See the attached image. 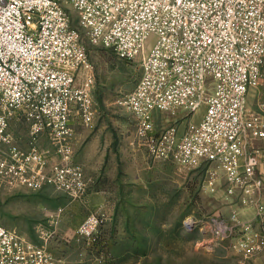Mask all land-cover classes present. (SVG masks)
Returning a JSON list of instances; mask_svg holds the SVG:
<instances>
[{"label": "built area", "instance_id": "2783aa9c", "mask_svg": "<svg viewBox=\"0 0 264 264\" xmlns=\"http://www.w3.org/2000/svg\"><path fill=\"white\" fill-rule=\"evenodd\" d=\"M89 37L119 57L139 59L135 87L119 102L137 120V133L156 158L207 165L205 185L216 191L225 174L227 193L264 195V102L249 106L264 65V0H0V174L39 189L52 183L82 197L85 171L74 159L73 123L92 125L99 113L95 75L71 9ZM199 121L184 132L176 125L155 132V110L182 109ZM18 114L30 134L46 132L58 160L33 145L15 143L11 118ZM249 199H243V202ZM264 224V201L253 199ZM105 218L91 212L77 228L93 241ZM213 237H239L235 246L251 256L264 247V227L210 217ZM185 226L195 224L188 217ZM0 264H60L59 258L16 229L0 223Z\"/></svg>", "mask_w": 264, "mask_h": 264}, {"label": "rangeland", "instance_id": "374dc122", "mask_svg": "<svg viewBox=\"0 0 264 264\" xmlns=\"http://www.w3.org/2000/svg\"><path fill=\"white\" fill-rule=\"evenodd\" d=\"M71 12L95 75L93 94L99 113L94 131H136L137 120L119 100L138 82L140 60L123 59L113 48L92 40L74 8ZM253 94V104L260 107L264 102V65L260 85ZM179 111H165V126L176 117L200 120L204 106L196 113ZM27 126L18 129L22 138L30 131ZM78 128L89 130L85 125ZM147 149L129 147L121 152L123 169L114 167L111 173L106 157L100 162L101 170H95L92 162L85 169L97 183L113 192L122 188L126 195L117 200L114 193L107 194L110 201L104 204L126 212L103 222L92 242L78 241L77 228L94 210L96 200L82 202V197L58 190L52 183L34 189L0 174V223L45 245L58 258L67 259L66 264H264V247L245 256L235 246L236 235L225 240L213 237L207 221L210 217L226 218L227 204L216 194L218 188H206L207 165L186 166L173 159L156 158ZM225 178L220 172L219 179ZM188 217L195 220L191 229L184 224ZM115 224L130 228L115 234Z\"/></svg>", "mask_w": 264, "mask_h": 264}, {"label": "crops", "instance_id": "0c3cea01", "mask_svg": "<svg viewBox=\"0 0 264 264\" xmlns=\"http://www.w3.org/2000/svg\"><path fill=\"white\" fill-rule=\"evenodd\" d=\"M255 88L256 87H253L250 89L248 93V97H247V102L249 106L258 108L257 105L253 104V101H254L253 90ZM259 100H260V96L257 97V101ZM251 103L253 105H251ZM179 112L181 114L182 112H186L188 114L187 111L182 110V109H180ZM166 113L167 112L162 111V110L154 111L153 120H154V126H155L156 133H159L163 128L167 127L165 126L166 123H164L166 120V117L168 119V116L165 115ZM181 118H182V115H181ZM182 119L183 120L181 119L179 120L176 117L174 119V122L171 123L170 125H176L179 128V132H184V130L186 129L187 125L190 122L196 121L192 119L191 116L190 117L185 116ZM11 125L12 126L10 130L13 133L14 141L21 148L23 152H27L31 149L33 145H37L39 149L46 151L48 153L49 164L58 160V156L55 153L53 142L50 140V137L46 132L38 134L36 135V137H34L30 134V131H26V137L22 138V136L20 135L22 131H18V129L21 126L25 127L27 124L24 121L23 117H21V115H18V114L13 115V117L11 118ZM79 125L84 126L85 124L82 121H76L75 123H73V127L75 129L73 142L75 145L74 159L77 163L83 166L84 171H85L86 181H87V190L85 194L82 196L83 198L82 202H86L89 199H95L96 200L95 205H94L95 208L92 212L101 213L105 218L104 220V223H105L108 220L115 217V215L118 216L120 215V213L126 212L124 211L122 207L115 208V207H110L109 204L108 205L104 204L105 201H108V203L110 201L108 200L107 194L114 193V196H113L114 199L120 200V199L126 198V195H124L125 192L122 188L121 189L119 188L113 192L109 188L103 186L102 184L97 183L98 181L93 180L92 177L88 176L85 169L89 167V163L92 162L93 167H95V170H101L100 162L105 157H106V160L108 159L107 166H108V171L110 170V173L112 172L114 167H117V169L119 168L123 169L124 159L121 155V152L127 151L129 147L135 151L147 149L148 145H147V142L143 138L139 137L137 133V129L136 131H100V130L94 131V129L97 126V116L92 125L90 126L85 125L86 129H89L88 131L79 129L78 128ZM136 125H137V121H136ZM132 137L134 139H132ZM258 145L264 146V140L259 141ZM147 150L149 151V148ZM160 159H163V158H160ZM96 160H99L97 164H96ZM259 161H260V164H259L260 171H261V174L264 176V158L260 157ZM203 165H206V164H203ZM120 174H122V171L120 172ZM223 180L224 181H221L220 179H218L217 181L218 189L216 191V194H218L220 198L226 201V204H227L225 207L226 208L225 210L226 219L229 221H232V219H238L244 222H252L256 229L263 228L264 224H262L259 221L257 214H256V208H255V205L252 203V200L260 199L264 201V195L253 193V192L247 193L241 189H237L235 193L229 194L227 193L228 182L226 178ZM115 182L116 184H119V182L117 181ZM222 182L225 183V188L224 187L222 188ZM245 198L249 199V201L243 202V199ZM128 228H130L128 224H123V225L115 224L112 227V231L115 232V234H117L118 232L125 233L128 231ZM118 237L122 238L123 236H116V239ZM80 240H84V239L78 238V241ZM59 261H60V264L67 263V259L65 258H59Z\"/></svg>", "mask_w": 264, "mask_h": 264}]
</instances>
